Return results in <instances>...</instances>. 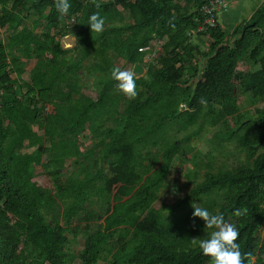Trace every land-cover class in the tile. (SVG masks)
Listing matches in <instances>:
<instances>
[{
	"label": "trees",
	"instance_id": "16d2710c",
	"mask_svg": "<svg viewBox=\"0 0 264 264\" xmlns=\"http://www.w3.org/2000/svg\"><path fill=\"white\" fill-rule=\"evenodd\" d=\"M97 2L99 9L92 0H69L60 19L54 0H0L8 34L0 39V264H210L191 242L212 231L193 217V203L237 226L241 252L251 253L245 264H264V0L230 29L219 22L206 33L196 29L207 0ZM96 11L105 18L101 34L88 25ZM119 16L120 24L111 23ZM43 21L47 30H36ZM70 28L79 58H69L61 42ZM195 34L208 36V47ZM114 54L123 64H110ZM116 66L146 67L136 76V99L117 89ZM85 72L100 75L92 87L81 84ZM241 93L251 94L250 110L241 109ZM206 126L219 129L221 151L234 147L230 157L246 163L208 171L168 218L154 204L184 143L198 135L172 132ZM82 136L92 149L80 147ZM109 158L105 175L100 163ZM44 178L54 182L51 194ZM95 197L104 216L76 254L73 220Z\"/></svg>",
	"mask_w": 264,
	"mask_h": 264
},
{
	"label": "rangeland",
	"instance_id": "374dc122",
	"mask_svg": "<svg viewBox=\"0 0 264 264\" xmlns=\"http://www.w3.org/2000/svg\"><path fill=\"white\" fill-rule=\"evenodd\" d=\"M248 8L241 10L239 12L230 11L232 2L230 0V4L228 7V12H231L234 17L233 21L235 23H239L245 19H247L250 14L254 11V9L262 2V0H248ZM184 4V2H183ZM186 6H190V4H185ZM226 10V11H227ZM123 19L119 17L115 18L111 23L120 24ZM223 23V21H220ZM71 25L70 21H65L63 28ZM233 24H227L226 27L230 29ZM36 30H47V23L43 21L42 23L36 26ZM1 34L0 39L4 42L7 41L8 34L4 30V28H0ZM193 40L201 45L202 48L208 47L209 38L208 36H203L200 34H195ZM61 42L65 49H68L70 52L68 53L69 58H79L81 53L78 47V40L76 38L75 33L72 31V28L69 30V34L62 37ZM28 63L29 69L33 66L35 60L32 58ZM147 60V59H146ZM117 65L123 64V59L113 55L112 61ZM92 61L90 59L85 60V65H90ZM146 67H141V69H134L137 77L146 75ZM98 73L93 72H85V75L81 81V84L85 87H92V85L99 78ZM239 105L242 110H250L253 106L251 100L250 93H241L239 96ZM125 104L121 105V110H123ZM187 107H184L186 109ZM109 125V124H107ZM218 128H210L205 127L203 130L201 128H191L187 131H178L177 129L172 132L174 138H182L184 136L190 134L194 135L193 139L190 142H186L183 145V149L181 153L175 158L171 170V174L166 181V186L162 189L159 199L155 202L154 207L156 209H160L164 212L165 216L168 218L173 217V214L170 212V207L178 202L188 191H190L197 183L201 182L205 174L208 171H218L219 169L225 168L230 169L233 167L232 164L242 165L246 163V159L243 155H238L234 158H231L230 155L234 153V147H229L225 150H220L218 148V140L215 138V133L218 131ZM199 131H201L199 133ZM192 136V135H191ZM79 145L84 150H90L94 147V144L89 141L86 136H82L79 142ZM151 152L153 155H157L158 148H151ZM94 158H98V154L94 155ZM152 161V159H151ZM69 165V161L67 162V167ZM103 172L105 175H109L111 173V159H106L101 161L100 163ZM63 170V172H65ZM78 170H72L71 173L77 174ZM91 171L96 172L95 168ZM42 172L41 169H36V175ZM99 184V180H97ZM54 182L51 179L44 178L42 189L45 193L51 194L52 189L54 188ZM59 207V211H60ZM105 212V205L101 203L96 197L92 198L87 204L83 206L81 209V213L78 218L73 220V224L79 225L80 233L79 238L72 241V249L76 254H78L80 247L84 242V234L86 232L93 233L98 229L101 224L102 218ZM90 215L89 216L87 215ZM260 237H264V225L260 228L259 231ZM69 238L72 240L74 235L68 234ZM256 259H253V263L255 264ZM106 261L102 260L99 264H105Z\"/></svg>",
	"mask_w": 264,
	"mask_h": 264
},
{
	"label": "clouds",
	"instance_id": "9594fccd",
	"mask_svg": "<svg viewBox=\"0 0 264 264\" xmlns=\"http://www.w3.org/2000/svg\"><path fill=\"white\" fill-rule=\"evenodd\" d=\"M92 4L99 9L100 4L97 0H92ZM54 6L59 13V18L63 19L69 13L71 4L69 0H54ZM169 26L173 29L175 24L172 20L168 21ZM88 25L91 32L101 34L104 31L105 18L101 16L99 11L94 12L88 19ZM111 78L117 82V89L129 100H134L138 96L136 73L132 70L121 69L116 66L111 70ZM200 103L207 105L208 101L201 97ZM193 217H198L204 222L205 229H211V233L207 238H193L191 242L197 245L204 256L210 258V264H245L251 253H242L239 240V229L235 224L225 221L223 214H213L206 208L192 204ZM241 209H237L234 215L242 214Z\"/></svg>",
	"mask_w": 264,
	"mask_h": 264
},
{
	"label": "built area",
	"instance_id": "2783aa9c",
	"mask_svg": "<svg viewBox=\"0 0 264 264\" xmlns=\"http://www.w3.org/2000/svg\"><path fill=\"white\" fill-rule=\"evenodd\" d=\"M230 4V0H207L200 9L198 16V26L196 33H206L209 29L215 27L219 23V15L225 12ZM151 49L150 45L143 47V50ZM149 56V54H148Z\"/></svg>",
	"mask_w": 264,
	"mask_h": 264
},
{
	"label": "crops",
	"instance_id": "0c3cea01",
	"mask_svg": "<svg viewBox=\"0 0 264 264\" xmlns=\"http://www.w3.org/2000/svg\"><path fill=\"white\" fill-rule=\"evenodd\" d=\"M231 2H232V5H231V7H229L230 8V11H232L233 10V12L235 11V12H239V11H241V10H244V9H247L248 8V4H249V1L248 0H231ZM262 2H263V0H262ZM262 2H260V4L262 3ZM260 4H258V6L260 5ZM257 6V7H258ZM256 7V8H257ZM229 10V9H228ZM228 10L227 11H225V12H222V13H220V15H219V22L220 21H223V24H225V25H227V24H233V26L236 24L234 21H233V17H234V15L231 13V12H228ZM255 10V9H254ZM252 14V13H251ZM250 14V15H251ZM250 17V16H249ZM248 17V18H249ZM32 58H34V57H32ZM32 58H30L28 61H27V68H28V70H31V69H29V66H28V63L31 61V60H33ZM34 60H35V62H34V64H33V66L32 67H34V65H35V63H36V58H34ZM31 67V68H32Z\"/></svg>",
	"mask_w": 264,
	"mask_h": 264
},
{
	"label": "water",
	"instance_id": "95a60500",
	"mask_svg": "<svg viewBox=\"0 0 264 264\" xmlns=\"http://www.w3.org/2000/svg\"><path fill=\"white\" fill-rule=\"evenodd\" d=\"M185 105H182V110H184Z\"/></svg>",
	"mask_w": 264,
	"mask_h": 264
}]
</instances>
